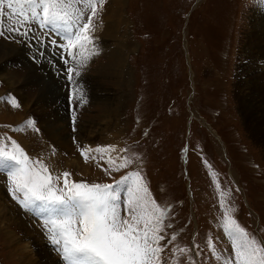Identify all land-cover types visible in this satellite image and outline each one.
Instances as JSON below:
<instances>
[{
	"label": "rangeland",
	"instance_id": "rangeland-1",
	"mask_svg": "<svg viewBox=\"0 0 264 264\" xmlns=\"http://www.w3.org/2000/svg\"><path fill=\"white\" fill-rule=\"evenodd\" d=\"M94 27L101 52L91 64L74 65L84 97L75 102V131L59 56L49 49L38 55L35 41L0 37V135L74 181L112 184L140 171L157 202L172 205L174 243L191 249L195 239L204 249L200 257L195 249L180 256L179 264L188 256L217 264L206 247L209 233L219 237L221 252L231 250L210 173L230 190L234 218L264 242V0H107ZM28 120L34 124L24 127ZM73 137L81 147L130 146L125 155L138 159L109 177L99 154L85 162ZM0 208V264H62L39 217L9 195L6 170Z\"/></svg>",
	"mask_w": 264,
	"mask_h": 264
},
{
	"label": "snow or ice",
	"instance_id": "snow-or-ice-1",
	"mask_svg": "<svg viewBox=\"0 0 264 264\" xmlns=\"http://www.w3.org/2000/svg\"><path fill=\"white\" fill-rule=\"evenodd\" d=\"M106 2L0 0V37L9 40L19 37L17 42L35 41L32 46H38V55L43 56L45 49L54 48L52 56H59L63 64L60 71L69 85L73 131L76 110L80 106L75 102L82 103L84 99L82 89L75 82L81 72L74 65H83L98 54L93 35L94 20ZM32 22H37L42 28L51 25L53 29H58L63 34L62 40L46 42L45 34L37 35ZM50 62L55 67L51 58ZM2 99L7 100L8 97ZM10 103L14 108L20 107L15 98ZM33 124L32 120H28L24 127ZM8 127L12 131L23 130ZM36 131L39 132V129ZM5 140L8 143H4ZM73 142L77 143L75 137ZM9 144L11 151L8 150ZM77 151L85 162L96 159L91 153L99 154V160L103 161L100 167L109 177L113 172L128 169L138 159L125 155L132 151L130 146L122 149L116 145L92 148L81 147L77 143ZM181 151L186 152L187 146ZM114 152L117 153L115 157L112 156ZM203 163L207 165L206 160ZM0 170H6L11 198L42 218L41 227L62 264H179L180 256L193 249L196 250L195 257L204 253L195 239L191 249L174 243L179 232L168 233L173 229L172 205L157 202L138 170L126 172L112 184L74 181L69 171L54 175L43 160H32L18 142L6 134L0 135ZM210 175L223 220L221 230L231 249L230 252L227 249L221 252L216 242L219 237L214 240L209 233L205 243L210 258L217 264H264V242L250 234L234 218L235 208L227 202L230 190L221 189L216 174ZM186 264L197 262L193 256H188Z\"/></svg>",
	"mask_w": 264,
	"mask_h": 264
},
{
	"label": "crops",
	"instance_id": "crops-1",
	"mask_svg": "<svg viewBox=\"0 0 264 264\" xmlns=\"http://www.w3.org/2000/svg\"><path fill=\"white\" fill-rule=\"evenodd\" d=\"M32 27L36 30V34L37 35H40V34H45V36H46V42H47V40H51V39H58V40H62V39H60V37L58 36V33L60 32L58 29H55L56 31H55V33H52L51 31H49L48 29H46V28H42V27H40L39 26V24L37 23V22H32ZM98 39H96V41H97ZM65 43H66V41H65ZM38 47V46H37ZM47 49H49V52L51 51L52 53H53V51H54V48H47ZM99 52H101V51H97V53H99ZM56 56H58V55H56ZM40 60V59H39ZM41 61H42V58H41ZM41 61H40V64H41ZM88 62V64H91V62L88 60L87 61ZM93 62V61H92ZM36 63H38V62H36ZM63 75V74H62ZM61 80H63V79H61ZM64 82H66V84H67V94H68V97H69V100L66 102V104H67V113H70L69 112V104H70V106H72V102H70V95H69V91H68V82H67V80H66V78H65V76H64ZM75 82H77V81H75ZM62 86H64L65 87V85H62ZM86 101V100H85ZM83 105H86L85 103H83ZM64 108H65V106H64ZM72 109V108H71ZM51 149L53 150V146H51ZM24 151H25V153L28 155V151L26 150V149H24ZM52 159V158H51ZM80 160H82V158L80 157Z\"/></svg>",
	"mask_w": 264,
	"mask_h": 264
},
{
	"label": "bare ground",
	"instance_id": "bare-ground-1",
	"mask_svg": "<svg viewBox=\"0 0 264 264\" xmlns=\"http://www.w3.org/2000/svg\"><path fill=\"white\" fill-rule=\"evenodd\" d=\"M118 0H114V3L115 2H117ZM120 1V0H119ZM117 10V9H116ZM116 15V14H115ZM117 16V15H116ZM113 28V27H112ZM111 32V31H110ZM114 52V51H113ZM119 59V58H118ZM115 61H117L116 60V58L114 57V55L111 57V59H110V63H113V62H115ZM122 61V57H120V59H119V61H118V63L120 64V62ZM25 63V62H24ZM56 66L59 68V67H61L62 66V63H61V61L60 62H56ZM45 67V66H44ZM55 68V67H54ZM50 69V68H49ZM52 70V69H51ZM55 70V69H54ZM35 71V70H34ZM60 71V70H59ZM48 72V71H47ZM58 72V71H57ZM42 74V73H41ZM58 74V73H57ZM43 75V74H42ZM44 76H46V75H44ZM53 76H55V74H53ZM45 81V80H44ZM47 81V80H46ZM64 82V81H63ZM241 83V82H240ZM44 85V84H43ZM46 85V84H45ZM48 87V86H47ZM54 90V89H53ZM57 93L59 92V91H56ZM56 92H54L53 94H57ZM52 96V95H51ZM245 96V95H244ZM243 96V97H244ZM243 107V106H242ZM14 119H15V116H14ZM56 131V128H55V126H54V128H52V130L50 129L49 130V134L48 135H50V137L51 138H53V137H55V136H57L54 132ZM58 133V132H57ZM0 213L2 214V215H4V210L3 209H1L0 208ZM6 225V224H5ZM25 264H30V261H26L25 262Z\"/></svg>",
	"mask_w": 264,
	"mask_h": 264
}]
</instances>
